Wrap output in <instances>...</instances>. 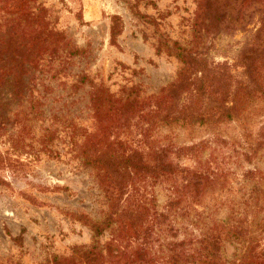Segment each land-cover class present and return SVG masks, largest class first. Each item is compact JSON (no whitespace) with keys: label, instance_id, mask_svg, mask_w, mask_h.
<instances>
[{"label":"trees","instance_id":"16d2710c","mask_svg":"<svg viewBox=\"0 0 264 264\" xmlns=\"http://www.w3.org/2000/svg\"><path fill=\"white\" fill-rule=\"evenodd\" d=\"M232 3L242 13V20L247 12L260 11L253 41L240 55L245 75L240 80L232 76L226 62L209 63L203 56L206 38L229 26L226 15ZM1 6L5 13L0 20V33L3 23L6 29L17 27L21 41L14 50L18 60L10 58L13 62L8 66L0 65V87L14 76L15 94L20 99L23 87L27 92L31 88L26 99L37 103L31 105V113L42 121H50L40 135L42 140L53 142L60 138L61 129L70 139L75 138L80 127L65 111L69 94L55 97L61 107L51 108L48 116L41 106L46 97L43 87L49 88L50 80L62 72L67 75L71 56L80 49L70 41H61L62 31L50 27L51 11L44 2L3 0ZM192 32V45L168 47V52L182 66L176 79L163 87L159 95H140L138 88L131 86L125 95L115 96L87 79L86 74L76 75L71 87L76 90L85 82L90 87L86 107L92 128L82 127V141L77 147L76 140L75 147L80 149L82 164L92 167L100 181H105L108 207L102 217L89 221L94 240L88 248L78 249L77 256L53 255L45 264H224L226 241L237 246L229 264L264 261V246L260 245L264 240V169L254 165L242 172L252 183L248 197L254 201L249 202V211L237 206L225 219L202 217L199 225L189 218L190 213L196 212V196L202 195L208 186L219 185L221 175L226 172L213 158L204 156L210 140L178 144L148 139L150 128L162 125L190 128L233 119L244 127L249 124L257 114V107L264 106V0H199ZM47 72L51 74H47L49 80L44 82L39 73ZM55 98L51 101H56ZM134 130L140 138L126 136ZM213 141L225 143L220 137ZM232 150L237 161H257L264 151V123L254 138L233 142ZM183 156L193 159V165H180L178 159ZM163 181L169 183L167 211L158 210L156 203L155 186ZM170 210L180 214L179 220ZM243 213L252 217L242 216ZM192 224L200 227L196 233L190 228ZM109 228L113 229V237L101 241L103 232ZM174 229L187 233L181 239H166L168 232L172 237ZM157 240H161L159 245L163 247L161 255L154 246Z\"/></svg>","mask_w":264,"mask_h":264},{"label":"rangeland","instance_id":"374dc122","mask_svg":"<svg viewBox=\"0 0 264 264\" xmlns=\"http://www.w3.org/2000/svg\"><path fill=\"white\" fill-rule=\"evenodd\" d=\"M0 0V20L4 6ZM51 11L53 29L62 31L61 41H70L80 49L71 56V64L58 78L50 80L49 88L43 87L47 113L61 107L55 97L69 94V111L73 121L80 127L76 137L69 138L61 129L60 138L53 142L42 140L40 135L50 121L33 116L28 101L30 89L20 99L15 94L16 77L0 87V264H45L53 255L70 257L79 255L94 240L90 220L103 216L108 207L104 197L105 181L97 172L83 165L77 148L81 141L82 127L91 130L92 119L86 107L89 97L87 82L74 89L76 75L84 73L93 83L105 87L109 94L125 95L136 86L140 95H159L163 87L174 81L181 68L180 60L168 52V47L192 45V29L199 0H38ZM252 10V7L249 11ZM260 11L247 12L242 20L236 4L232 3L226 15L228 27L211 34L204 43V55L209 63L226 62L228 70L237 79L245 77L240 64L242 51L253 41ZM242 20V21H241ZM244 21L248 24L244 25ZM0 65L8 66L10 58L18 60L14 50L20 39L18 28L1 26ZM1 38H3L1 40ZM1 41H5L1 43ZM175 44V46L173 45ZM4 49L7 51L2 52ZM8 54V55H7ZM37 74V71H36ZM47 74L39 73L44 82ZM49 73L48 75H50ZM26 80V76H24ZM32 84V83H30ZM36 93V92H34ZM55 98L56 101H51ZM46 103V104H45ZM23 104V106H22ZM52 108V109H51ZM24 110V112H22ZM48 110V111H47ZM257 114L244 127L238 119L210 125L152 127L148 139L158 143H191L210 140L204 156L213 158L226 172L219 185L208 186L195 198V213L190 219L201 225L202 217L225 219L230 211L239 206L249 211L248 197L252 185L242 172L258 165L264 169V151L252 163L236 160L232 143L254 138L264 123V106L257 107ZM27 112V114H25ZM65 114V112H63ZM67 133H69L67 131ZM83 136V135H82ZM140 138L136 131L126 134ZM220 137L225 143L215 142ZM75 140V141H74ZM77 140V147L75 142ZM74 142V143H73ZM228 154L230 156H228ZM180 165L192 166L193 159L180 157ZM105 185V186H104ZM167 181L155 186L157 207L167 211ZM170 210L169 213H172ZM179 220V213L173 211ZM248 213H243L242 216ZM232 215V214H231ZM249 217H252L248 214ZM195 233L200 227L192 224ZM106 229L101 241L114 235ZM168 232L166 239L185 237L181 229ZM174 234V236H173ZM190 234V233H188ZM161 240L154 242L161 255ZM135 244V243H134ZM137 244V243H136ZM264 240L260 243L263 247ZM234 242L223 244V257L229 264L236 250ZM80 249V251H77ZM165 250V249H164ZM160 251V252H159ZM256 264H264V261Z\"/></svg>","mask_w":264,"mask_h":264}]
</instances>
